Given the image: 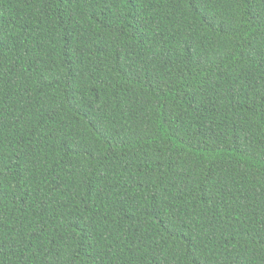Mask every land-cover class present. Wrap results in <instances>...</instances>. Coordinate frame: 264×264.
Segmentation results:
<instances>
[{"label":"trees","instance_id":"1","mask_svg":"<svg viewBox=\"0 0 264 264\" xmlns=\"http://www.w3.org/2000/svg\"><path fill=\"white\" fill-rule=\"evenodd\" d=\"M0 264H264V0H0Z\"/></svg>","mask_w":264,"mask_h":264}]
</instances>
